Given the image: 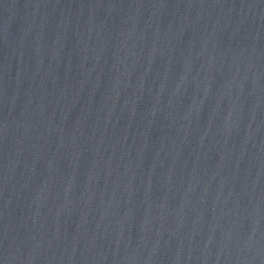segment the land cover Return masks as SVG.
Masks as SVG:
<instances>
[{
	"label": "water",
	"instance_id": "95a60500",
	"mask_svg": "<svg viewBox=\"0 0 264 264\" xmlns=\"http://www.w3.org/2000/svg\"><path fill=\"white\" fill-rule=\"evenodd\" d=\"M0 264H264V0H0Z\"/></svg>",
	"mask_w": 264,
	"mask_h": 264
}]
</instances>
